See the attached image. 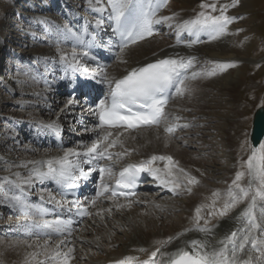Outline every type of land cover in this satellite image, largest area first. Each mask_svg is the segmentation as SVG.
<instances>
[{
	"label": "bare ground",
	"instance_id": "obj_1",
	"mask_svg": "<svg viewBox=\"0 0 264 264\" xmlns=\"http://www.w3.org/2000/svg\"><path fill=\"white\" fill-rule=\"evenodd\" d=\"M36 2H39L37 4L39 8L33 4L26 5V8L30 11V14L27 15L32 16V18H29V22L37 20L39 23L43 24L42 26L46 31V35L48 37L50 36V39H45L48 44L47 46L38 49L35 48L28 52L29 54L34 53L33 57L35 58L33 59L36 66L22 67L28 77L26 78V85L19 87V95L30 93V95L32 94L31 97H41L43 99L47 97L49 91H51L55 96L54 99L59 100L61 94L64 92L63 90H65L63 88L67 84L69 74L71 73V70L60 60V52L71 53L73 48L78 52L83 51L81 48L82 41L84 37L88 38L89 36H94L96 38L99 47L111 50L114 43H116L113 31L111 30V26L114 22L108 18V11L100 13L93 10L95 0H91V4L90 0H83V2H81V0L80 2H78V0H52L50 3L51 10L54 8L66 9L70 7V9L67 8L68 15L66 16L68 20H70V23L55 29L53 28V22H56L54 16L49 13L43 14L40 13L41 11H37L38 9L41 10L44 8L41 3L45 2V0ZM104 2L106 4V0H104ZM75 3L78 5H75ZM239 4V6L233 7L229 11V16L235 17L236 19L228 25L225 34L216 39H211L206 33H201L199 41L189 46V42L196 39V37L188 36L185 33L182 34L178 42L174 25L175 23L193 18L196 13L201 11V9L198 8V0H169L168 5L161 8L158 15L172 16L176 14V19L172 22L173 27H169L167 23L157 25V27L162 25L165 29L164 36H162L160 41H154L157 36L156 34L140 41L136 45H132L122 54V60L127 61L126 63L116 58L109 67L101 65L97 59H81V63L82 61L85 62L86 67L95 66L96 73H89L90 75H95V79H102L101 76L96 75L101 68L106 69L109 78H118L125 75L126 72L132 68L139 67L157 59L177 56L195 58L193 68L187 73L188 79L186 80V84L188 85L189 91L185 92L183 95L172 94V98L173 95L175 97L174 105L176 107L172 111H169V108L167 109L171 117L170 121L168 120L169 123L166 122V126L170 123L178 125L186 123L189 125L185 118L190 116L188 115V107H192L191 111L195 112V114L206 117L209 116V119H205L207 120L206 122H214V124H210L207 128H203V125L200 128L203 137H205L201 140L202 143L196 146L193 142H188V139L190 140L189 137L194 138L192 134L194 132L180 133L183 137L181 140H177L176 136L172 137V135L166 133L165 130L159 132L156 127H152L149 129H139L134 132H125L123 137H121L123 146L118 144L114 149H109V151L113 153H115V150H117V152L128 150L130 153L127 156L118 158V163L116 165L117 169L124 164L138 163L146 160L152 155L172 156L174 160L179 162L180 167L187 170L199 181V184L192 186L193 191L191 194L186 191H180V194L177 195L169 191L168 188L160 185L150 174H147L149 178L148 183H150L148 189H151V187H153L152 189L159 188L155 195L144 194L143 197L136 196L134 199L130 200L132 202L131 206H127L129 200H113L107 198L105 204H103V197L99 198L95 207L91 205V199L80 201L81 204L88 208L92 215L83 220L81 225L77 227L71 224V235L65 232L60 236L42 239L37 237L22 239L20 236L32 237L51 233L48 230L28 229L23 226L26 223L22 219L23 213L18 207L14 206V201L12 200V196L21 195L20 188L17 187V184L23 188V198L29 204L49 209L48 215L43 217L45 220H55L57 218L55 210L65 211L68 209L66 201L69 200L58 201L65 204L63 208L56 202V195L52 192L56 187L53 181L45 180L41 182L35 178L32 179L31 184H26L24 181L29 178L31 169L34 167V164L30 162L61 157L64 152L69 149L82 151L81 144L78 141L79 138L71 140L68 137L69 133H67L65 125H63L61 130H53L46 126L52 123L56 124L57 117H61L62 123L67 124L71 118H74V116L71 115V110L78 108L79 104H77L76 101L70 107H66L68 98L58 109L56 116H53L54 118L51 117L47 121H43L36 113L32 114L30 111H35L30 107L36 105V101L33 103V100H27V102L33 103L31 105L21 102L22 100H7L12 102L17 101L19 103L18 105H22L26 108V110H17L13 112H16V116L20 118L21 121L24 120V117H27V125H35V134L31 136L34 140L41 141V137L44 135L47 139H44L38 147H28L29 152L26 155L22 156L21 152L14 150L11 152V154H14L13 156L2 155L0 158V169L2 168V172H0V181H3L5 178L9 181V183H4L0 186V211L19 214V216L17 215L14 219L8 217L6 220H0V229L8 225V227L17 229L16 234L13 235L18 236V238L0 237V264H25V259L28 254L37 250L35 247L37 243L43 244L44 240H49V246L53 247L61 239H66L67 242V246H62L63 251H67V247L74 248L73 255L75 259H73L70 264H111L127 256L146 259L147 254L139 252L138 249L144 248L150 252L154 250L156 241L166 240L169 236L175 238L178 233L185 232V229L194 228L193 216L195 208L202 203H211L209 198L213 192L218 191L221 193V199L217 201V207L222 206L224 194L231 185L230 179L235 175L238 169L241 170L240 161L246 157L242 155L243 149H241V147L239 149L238 142L235 138L242 107L236 102V98L234 99L233 94L236 96L235 90L237 91L244 78V72L240 69L241 67L239 68L238 64H242L245 60L247 61L248 56L251 55L252 41L244 37L248 35L246 33H249L251 26H253L251 25L253 19L251 18L250 12L252 11V0H240ZM71 7L74 9H71ZM77 8H80L78 10L79 12L76 13L72 19L69 16ZM241 16H243V18H241ZM98 19L103 21L99 28L96 27V21ZM241 19H243V21ZM78 20L82 21L80 26L76 23ZM41 24H39L40 26L23 24L20 29L22 33L21 39L23 40L19 44L24 46V38L28 36L34 38V44H39L44 37L37 34V30H42ZM2 27L3 24L0 21V35L3 32V30H1ZM160 35L162 34L160 33ZM58 50L60 51L58 52ZM91 56L90 54V57ZM228 63H233L235 66L221 71L219 65ZM40 66L42 73L37 70ZM55 68L60 70L58 76H56ZM212 69H215L216 74L208 75L207 73ZM192 72H196L199 75L193 79ZM50 73L52 74L50 75ZM18 74L19 73L15 72L14 75L10 76L8 82L15 81ZM27 86H30L31 89H28ZM6 98L7 96H4V99ZM171 105H173V103ZM0 109L3 108L0 107ZM83 109L84 112H82V109L77 112L76 118L79 119V122L82 123L86 129L82 131V134L87 138L91 137L89 140L90 143L91 140L96 137V132L94 131L95 117L90 111V107L85 106ZM42 110L45 111V108L42 107ZM24 113H28V115ZM193 117L194 116H191V118ZM57 121L60 120L58 119ZM203 122L204 120H198L196 124L199 126L203 124ZM160 127L161 125L158 128ZM24 128V122L16 124V130L22 132L23 135H25ZM6 131L7 129H4L3 133H6ZM112 131L115 134L118 130ZM119 131L123 130L120 129ZM211 131H216V133L211 134ZM63 136H65L64 139ZM60 137L63 140L61 147L56 145V140ZM211 137L218 138V150L221 156H224L229 166L224 163H219L215 159L207 158V156H201L202 149L217 146V143L211 139ZM3 161L5 162L4 164H2ZM110 162L114 167L115 165L113 162H116V159ZM22 165H27V167ZM83 167L87 169L88 165H83ZM17 173H19V176L16 175ZM33 190L36 192L35 199L30 201L29 198L34 197L33 194H31ZM50 196H55V200H51ZM41 197H44V199L42 200ZM117 203L124 204L125 207L117 209L115 207ZM134 203H138V205H132ZM245 207L246 204H240L224 217H219L217 215L209 218V226H214L213 238L220 239L231 231L237 230L244 221H238L236 217L240 215ZM100 208H111L112 211L111 213L104 212L102 215H96V212ZM207 212L208 209H205L202 215L207 216ZM1 214L2 213H0V215ZM255 214L258 222L264 224V215H262L259 207L255 209ZM36 219L39 220L40 217L37 216ZM120 220L128 226L126 236L120 239H112V231L109 230V227L115 222L118 223ZM201 224H203V221H201ZM94 225H97L102 230L97 231ZM86 233H91L90 235L93 236L88 237ZM98 233L101 234L98 235ZM204 238L203 233L195 230L188 231L179 239H174L172 243L163 250L172 252L175 251L177 247L185 246V242L187 241ZM29 244L33 245V247L29 248ZM248 249L250 251V245ZM37 259H44V257L39 256ZM31 264H36V261H31ZM49 264H51V262H49Z\"/></svg>",
	"mask_w": 264,
	"mask_h": 264
},
{
	"label": "snow or ice",
	"instance_id": "obj_2",
	"mask_svg": "<svg viewBox=\"0 0 264 264\" xmlns=\"http://www.w3.org/2000/svg\"><path fill=\"white\" fill-rule=\"evenodd\" d=\"M169 0H95L93 10L103 13L109 12V19L114 22V33L119 37L118 52L116 58L121 62L122 54L132 45L138 44L156 34V25L167 23L173 27V21L176 14L172 16L158 15L161 8L168 5ZM91 4V0H90ZM239 0H231L230 4L220 5L219 9L215 2L201 0L200 9L196 15L188 20L175 23L176 36L179 42L182 34L195 36L196 39L189 42L191 44L199 41L201 33H206L211 39H216L225 34L227 27L236 18L226 15L229 7H236ZM210 10V11H209ZM219 11V15L212 13ZM102 20L96 21V27L99 28ZM60 50H58L59 52ZM60 60L69 68L73 77L71 86L73 92L85 91L89 85L80 83L79 80H95V75H90L88 68L81 63L82 58L95 60L90 57L88 51L78 52L75 48L71 53L60 52ZM194 57H167L157 59L154 62L146 63L143 66L132 68L121 78H109L106 69H99L96 75L102 77L97 83H105L108 86V93L104 99L96 103L94 109H90L97 118L95 125V139L90 143L81 142L82 151L69 149L63 156L47 159L43 161L30 162L34 164L31 169V175L24 181L31 184L35 178L41 182L45 180L53 181L58 188H77L78 181H87L93 171L97 168L89 167L85 169L83 165H93L101 160L113 161L129 155L128 150L122 152H110L109 149L115 148L118 144L123 146V137L125 132L137 130L141 127H158L162 121H167L165 108L168 104L170 95L174 92L177 95H183L189 91L186 80L187 73L194 66ZM235 64H221V70L234 67ZM215 75V69L207 73ZM199 75L192 72V78ZM76 96L73 95L67 101L66 107H70L76 102ZM264 109V105H262ZM179 119V118H177ZM48 128L57 130L55 123L46 125ZM177 127H187V125H178L170 123L165 127V132L173 134ZM122 129L123 131H119ZM112 130H118L113 133ZM264 135V128L261 130ZM71 157V159H70ZM162 165V166H160ZM27 167V165H22ZM241 170L235 173V177L228 187L223 197V204L217 207V201L221 199V193L215 191L209 198L211 203H202L194 210L193 223L194 228L185 229V232L178 233L177 236L167 237L166 240L156 241L154 250L150 251L144 248L138 249L141 253H146V259H140L135 256H127L116 260L113 264H264V224L259 223L255 214V209L259 207L264 215V142H258L257 145H248V155L246 159L240 161ZM46 169V170H45ZM101 179V185L90 203L93 207L97 204V199L110 193L107 199L117 196L127 198L135 195L134 192H117L111 185L104 183L105 177L111 178L113 173L112 165L98 167ZM141 173L150 174L160 185L168 188L169 191L180 194V191H186L191 194L193 187L199 184L195 176H192L187 170L179 166V162L170 155H152L148 159L138 163H129L120 170L118 178L115 180L118 189L135 188ZM19 176V173L16 174ZM246 181V183H245ZM9 183L7 178L0 181V186ZM20 188L21 195L12 196L14 206L18 207L23 213L22 219L26 222L24 227L28 229L48 230L50 233L71 235L70 219H61L57 217L53 221L43 219L48 215L49 209L29 204L23 198V188ZM179 190V191H178ZM43 200L44 197H41ZM55 200V196H50ZM59 203L63 208L64 203ZM131 201L127 206H131ZM68 210L77 209L80 216L92 215L87 207L79 200L66 201ZM240 204H246V207L236 217L238 221L244 223L237 229L226 234L220 239L213 238V227L209 226V218L214 216L224 217L230 211L237 208ZM117 209L125 207L124 204L117 203ZM208 209L207 216L202 212ZM111 208H100L96 215H102L104 212L111 213ZM40 219L37 220L36 217ZM203 221V224H201ZM198 231L204 234V239H193L185 242V246L177 247L175 251H164L174 239H179L188 231ZM242 233V235H241ZM250 245V251L248 246ZM62 246H67L66 239L59 240L53 247L49 246V240H44L43 244H36V251L30 252L25 259V264H70L75 259L73 247H67V251L62 250ZM29 248L33 245L29 244ZM43 256L44 259H37Z\"/></svg>",
	"mask_w": 264,
	"mask_h": 264
},
{
	"label": "rangeland",
	"instance_id": "obj_3",
	"mask_svg": "<svg viewBox=\"0 0 264 264\" xmlns=\"http://www.w3.org/2000/svg\"><path fill=\"white\" fill-rule=\"evenodd\" d=\"M39 0H33V1H28V0H0V21L3 24V27L1 30H3L2 34L0 35V107L3 109H0V158L3 155L7 156H13L14 154H11L12 151L16 150L18 152H21L22 156L26 155L29 150L28 147L31 146H40L39 144L44 141V139H47L45 135L41 137V141L34 140L31 136L35 134V125H27V117H24V120H20L16 116L17 110H26L22 105H18L19 103L17 101L12 102V101H7L8 99L11 100H22L21 102L23 103H28V104H33L34 101L36 105H32L30 107L31 109L35 110L32 111V114H35L40 117L43 121H47L49 118H54L53 116H56V113L58 109L63 105L64 101L68 99L67 95L65 92L61 94V98L59 100L54 99V94L49 91V96L44 97L43 99L41 97H31L30 93H25L22 94L21 96L19 95L20 89L19 87L25 86L26 85V78L28 75H26V72L22 69V67H28L32 66L34 67V59L33 54H29L28 52L31 51L32 49H38L43 46H47L48 44L46 43L45 39H50V36L48 37L46 35V31L43 28V24L39 23V21L34 20L29 22V18H32V16H28L27 14H30V11L26 8L27 4H33L34 6L38 7L37 4L39 2H36ZM52 0H45V2L41 3L43 5V9H38L37 11H41L40 13H49L52 16H54L56 22L54 24L53 28H59L62 27V25H67L70 23V20H68V11L67 8L70 9V7L65 8H60V9H52L51 10V5L50 3ZM80 2V0H78ZM83 2V0H81ZM208 2H215L217 4V8L219 9L220 5H225V4H230L231 0H208ZM72 3V2H71ZM200 3L201 0H198V8H200ZM240 3V0H239ZM77 3H75L76 5ZM73 5V3H72ZM78 5V4H77ZM238 4L237 6H239ZM33 6V7H34ZM80 6V3H79ZM233 7H229L227 9L226 15L229 16V11ZM71 9H74L71 7ZM80 8H77L73 13L70 14L69 17L72 19L74 18V15L78 13ZM251 12V18L253 19V22L250 28L249 33L245 39H250L252 42L251 44V52L247 58V61L245 60L242 64H238L239 68L243 70V75L244 78L241 81V85L238 87L237 91L235 90V95L233 94L234 99L236 98V102L239 104L241 109V117H240V122L238 127L236 128L235 132V138L237 140L238 147L240 149H243V156H246L245 159L247 158L248 154V145H250L249 141V132H250V127H251V120H252V115L254 113V110L259 107L260 105H264V0H252V11ZM213 15H219V11L214 12ZM67 18V19H65ZM243 18V16H241ZM28 20V21H27ZM243 21V19H241ZM82 21L78 20L76 23L77 25L80 26ZM23 24L27 25H32L34 24L35 26L41 24L42 30H37V34L39 36H44L41 39V42L39 44H34V38L31 36L25 37V45L21 46L19 44L23 39H21V27ZM93 25V24H92ZM95 26V25H94ZM157 27V25H156ZM247 28V27H246ZM164 30V31H163ZM245 30V29H244ZM245 32V31H244ZM243 32V33H244ZM157 36L154 41L158 42L164 36L163 34L165 33V29L163 26H158L157 29ZM160 33L162 35H160ZM245 34V33H244ZM37 35V36H38ZM156 35V34H155ZM166 36V34H165ZM152 41V42H154ZM22 50V51H21ZM37 62V59H36ZM85 62L82 61V64ZM247 63V65H246ZM18 64V65H17ZM32 64V65H31ZM86 64V63H85ZM84 64V65H85ZM245 66H244V65ZM36 66V65H35ZM45 67V66H42ZM47 67V66H46ZM238 67V66H237ZM89 69H92L90 72L91 73H96V68L93 65L92 67H87ZM232 68V67H230ZM38 72L42 73L41 66L39 69H37ZM222 71V70H221ZM17 72L19 73L17 76V79L13 82H8L10 76L14 75V73ZM55 73L56 76L59 75L60 70L58 68H55ZM52 73H50L51 75ZM28 89H31L30 86H27ZM234 93V90H233ZM4 96H7L6 99H4ZM176 96V95H175ZM27 100H33V103L27 102ZM175 102V97L173 95L172 101L170 100V106L168 105L166 107V111L168 113V108L169 111H172L176 106L174 105ZM173 103V105H171ZM77 104H79L78 108H74V110H71V115L74 116V118H71L67 124L62 123V118L57 117V120L59 119L60 121L56 120V125L58 126V129H62L63 125L66 126L67 128V133H69L68 137L71 140H75V138H79L78 141L81 144V142H84L85 144L89 143V140L91 137L87 138L84 134H82V131L86 130L84 128V125L79 122V119L76 118V114L78 111L84 112L85 108L83 105H81L80 102L77 101ZM78 106V105H77ZM42 107L45 108V111L42 110ZM192 107H188V117L185 118L186 122H188L189 125L186 123L183 125H187V127H177L175 132L172 135V137L176 136L177 140H181L183 137L182 134L180 133L183 132H194L192 133L194 135V138L189 137L190 140L188 139V142H193L196 146H198L199 143H202L203 137L201 133V127L203 125V128H207L210 124H214V122H206L209 119V116H200L198 114H195V112L191 111ZM2 110V111H1ZM170 113V112H169ZM11 114V115H9ZM28 115V113H24ZM70 115V116H71ZM25 116V115H24ZM191 116H194L191 118ZM169 114L167 115V119H169ZM198 120H204L203 124L199 125L196 124ZM78 121V122H77ZM24 122L25 123V128L24 132L25 135L22 134V132L16 130V124ZM165 122V121H164ZM181 125V126H183ZM197 126V127H196ZM236 127V126H235ZM4 129H7L6 133L4 132ZM10 131H9V130ZM165 129V125H163L160 129L157 128V131L162 132ZM178 131V132H176ZM19 133V134H18ZM216 133V131H211V134ZM9 134V135H8ZM66 136V135H65ZM63 136V139L64 137ZM192 136V135H191ZM85 137V138H84ZM217 144V148H204L201 150V156H207V158L215 159L219 163H224L225 165L229 166L228 162L225 160L224 156H221L220 151L218 150L219 148V140L216 137H211ZM195 140V141H194ZM264 142V139L263 141ZM67 144V143H66ZM62 146V145H61ZM67 146V145H66ZM59 148V147H58ZM27 149V150H25ZM5 162L3 161L2 164ZM2 169V168H1ZM0 169V172L2 170ZM240 169H238L239 171ZM235 175L231 177L230 182L234 179ZM151 180V179H150ZM152 182V181H151ZM13 187V186H12ZM40 189V187L38 186ZM153 187H151L152 189ZM35 191H31V194L36 195ZM157 191L156 190H144L142 193L139 195L140 197H143L144 194H150V195H155ZM157 196V194H156ZM138 205V203H134L132 205ZM2 213L0 215V220H6L8 217H11L14 219V217L19 216V214H11L6 213L5 211H0ZM95 229L97 231L102 230L100 227L97 225H94ZM109 230L112 231V239H120L124 238L126 236L128 226L126 223L123 221H119L118 223L115 222L112 224V226L109 227ZM17 229H14L13 227H8V225L2 227L0 229V237H11V238H18V236H15L13 234H16ZM108 232V231H106ZM88 237H92L93 235H90L91 233H86ZM101 233H98L100 235ZM22 237V239H31L34 237ZM38 238V237H37ZM41 239V238H40ZM53 242V241H51Z\"/></svg>",
	"mask_w": 264,
	"mask_h": 264
},
{
	"label": "water",
	"instance_id": "obj_4",
	"mask_svg": "<svg viewBox=\"0 0 264 264\" xmlns=\"http://www.w3.org/2000/svg\"><path fill=\"white\" fill-rule=\"evenodd\" d=\"M264 128V109L260 106L255 110L252 119V127L250 132L251 145H258L264 135H261V130Z\"/></svg>",
	"mask_w": 264,
	"mask_h": 264
}]
</instances>
